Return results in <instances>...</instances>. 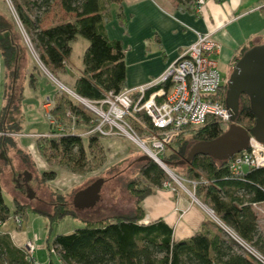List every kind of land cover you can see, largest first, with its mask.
Returning a JSON list of instances; mask_svg holds the SVG:
<instances>
[{"label": "trees", "instance_id": "16d2710c", "mask_svg": "<svg viewBox=\"0 0 264 264\" xmlns=\"http://www.w3.org/2000/svg\"><path fill=\"white\" fill-rule=\"evenodd\" d=\"M9 1L14 14L9 11L5 1L2 2L4 5L0 4V49L10 78L5 87L6 103L0 110V131L13 133L18 129L17 122L8 121V111L16 106L21 95L20 91L15 93V80L12 77L15 61L23 52H27L28 47L20 27L35 48L39 62L56 80H60L59 76L68 69L71 42L78 35L88 40L81 57L80 73L73 85L67 87L76 94L100 99L104 91L119 92L125 88L123 46L118 39H109L105 33L109 6L117 4L120 9L122 0H58L62 10L72 16L48 25L39 24L40 15L54 0ZM175 1L178 7L189 10L196 2ZM116 17L123 22L120 11ZM246 48H240L236 59ZM33 66L38 74L42 71L36 61ZM30 85L35 88L32 76ZM222 87L220 94L224 102L225 87ZM47 115L53 119L52 123ZM143 117L150 123L146 115ZM46 118L48 131L36 137V147L48 164L75 174H84L98 164L96 160H101L103 156L100 153L103 148L101 136L97 131L89 132L97 120L61 87L53 94ZM235 121L246 128L255 122L249 98L245 94L239 97ZM228 124H223L212 115L208 116L206 123L190 132L188 137L186 133L176 137L161 159L168 162V167L174 173L176 166H184L186 171L182 177L195 181L193 192L197 200L264 254V234L251 207L252 202H264V166H248L241 173L233 174L228 160H216L208 155L198 154L188 164L177 162L186 155L193 142L218 136ZM136 127L140 130V127ZM7 143L15 144L9 137L0 139V147ZM20 153L24 160L30 161L27 154L21 150ZM139 173L141 181L127 187L135 200L130 212L99 219L85 218L83 227L66 234H56L50 243L46 240L50 256L46 263L29 257L24 246L13 244L8 234H0V264H257L250 255L238 251L234 242L211 218L203 221L198 230L184 239H174L172 228L161 218L145 221L142 199L153 189L162 188L163 181L169 180V177L152 160L144 161ZM54 177L53 169L39 174V179L46 184ZM54 208L51 212H45L28 207L14 197L12 215L24 220L29 209L49 215L50 220L68 213L74 214L66 207ZM10 213L0 184V223L7 220ZM210 222L214 224L215 231L209 228Z\"/></svg>", "mask_w": 264, "mask_h": 264}, {"label": "crops", "instance_id": "0c3cea01", "mask_svg": "<svg viewBox=\"0 0 264 264\" xmlns=\"http://www.w3.org/2000/svg\"><path fill=\"white\" fill-rule=\"evenodd\" d=\"M120 7L119 9L117 4L109 6L105 33L109 39H118L123 46L125 88L146 83L160 75L178 57L184 47L195 41L198 32H210L220 44L216 62L217 67L222 64L223 74L226 76L229 75L240 48L264 43V0H203L200 4L196 0L191 10L178 7L175 0H122ZM119 11L123 18L122 24L124 25L122 27L118 25L120 22L116 18ZM111 17L115 19L110 23L113 25V29L109 30L107 23L111 21ZM16 64H18V60L15 61V66ZM67 64L69 67V62ZM80 65L77 67L76 76L80 73ZM37 72L34 66L28 72L29 89L33 91H37L39 87L40 77ZM31 76L34 79L35 88L30 85ZM9 81V69L5 65L0 49V110L6 103L4 94ZM52 90L49 95H45V100L52 101L56 91ZM41 108L44 111L47 110L43 107V102ZM46 131L23 134L16 129L13 131L15 135L11 139L17 149L29 156V162L35 167L38 174L50 169L55 171V177L51 180L52 184H57L54 180L59 177L68 181L69 184L79 181L80 175L49 166L38 153L35 147L36 137L39 134H45ZM0 133L7 135H0V139L10 138L8 135L12 134L9 131H0ZM100 141L108 154L109 164H114L116 161L112 160L115 158L127 155L124 145L123 149H121L122 147L117 149V146L122 143L132 145L128 138L119 136H103L100 137ZM3 145L0 147V156H2L0 157L1 192L3 180H7L4 183L7 186L8 182H22L23 177V169H19L20 172L12 170L13 165L5 156L7 150ZM24 171L25 178L32 177V171ZM29 173L31 176L26 177ZM105 181L106 179H104ZM47 184L50 183L47 182ZM27 189L29 190V188ZM29 196L33 197V194L30 193ZM141 203L145 211L144 220L163 219L172 228L174 239L188 238L199 229L203 221L210 218L207 206L199 200H193L185 190L179 187H176L175 191L165 187L155 188L142 199ZM94 213L97 212L94 211ZM85 218L90 217L86 216ZM4 233L9 235L16 246H24L26 241L32 240L28 231H23L21 225L16 226L14 223L12 226L0 223V234ZM32 255L35 258L34 252ZM35 260L37 259L35 258Z\"/></svg>", "mask_w": 264, "mask_h": 264}, {"label": "built area", "instance_id": "2783aa9c", "mask_svg": "<svg viewBox=\"0 0 264 264\" xmlns=\"http://www.w3.org/2000/svg\"><path fill=\"white\" fill-rule=\"evenodd\" d=\"M202 2L198 0V4ZM219 52L220 44L210 32H198L193 43L184 47L160 75L146 83L119 92L104 91L100 99L78 95L61 83L59 86L96 118L97 123L89 132L128 138L167 174L169 180L163 181L162 187L171 191L179 187L197 200L193 192L195 181L175 174L160 156L176 137L200 128L210 115L223 124L230 122V113L220 94L222 86L226 87L228 76H221L214 58ZM49 105L50 101L46 99L43 107L48 110ZM144 115L150 123L145 121ZM47 118L50 123L53 122L49 115ZM228 166L233 174L241 173L248 166H264V143L251 136L247 147L228 159ZM184 182H189L191 189L186 188ZM262 204L264 202L251 203L257 221L264 220ZM207 209L210 218L234 242L238 251L250 255L257 264H264L262 252L220 221L209 207ZM16 222L21 225L17 217ZM24 248L28 256L33 257V241H26Z\"/></svg>", "mask_w": 264, "mask_h": 264}, {"label": "rangeland", "instance_id": "374dc122", "mask_svg": "<svg viewBox=\"0 0 264 264\" xmlns=\"http://www.w3.org/2000/svg\"><path fill=\"white\" fill-rule=\"evenodd\" d=\"M4 1L9 11L13 13L9 0H0V4L4 5L2 4V2L4 3ZM71 16V13H66L62 10L58 0H54L51 6L40 15L39 24L48 25ZM113 19L115 18L111 17V21L107 23L109 30L113 29V25L110 24ZM117 20L120 22L119 19ZM118 25L122 27L124 24L120 22ZM118 25L117 27L120 28ZM20 31L22 32L21 35L28 47L27 52H23L20 56V59H18V64H16L15 70L13 63L11 62L12 71L14 70L12 77L15 80V93L17 92L18 94V92L20 91L21 95L16 103V106L8 111V121L17 122V130H19L20 133L31 134V132L35 131L40 132L48 130L46 111L41 108V103L44 102L45 95L50 94L52 88V91H55L58 87H61L59 86L60 83H63L66 87L71 86V82L76 76V72L78 69L77 67L80 65L82 53L87 46L88 40L85 37L78 35L77 38L71 42L72 49L68 60V70L65 74L59 76L60 80H56L55 78L51 77V74H49L46 71V68L38 61L35 48L30 43L29 38L22 31L21 27ZM217 57L218 56L214 58L216 59ZM29 60L31 62H28ZM35 61L38 64L40 70H42L39 72L40 79L37 91L29 89L28 85V72L29 69H32V64ZM217 68L221 76H225V74H223L224 68L222 67V64H219ZM224 90H226V87ZM17 94H15L16 97H19V95ZM194 130L188 131L186 133L187 137L190 132L192 133ZM0 135L7 136L4 133H0ZM14 135L15 134L12 133L8 136L12 138L14 137ZM100 136L103 137V135ZM109 136H119L121 138L124 137L117 134L108 135V137ZM131 143L132 145H126L127 143H122V145L116 147L117 149H120L121 147V149H123L124 145V148L127 151V155L123 157H117L112 160L116 161L114 164H109V160L107 158L108 154L106 153V150L102 145L103 148L100 152L101 155H103L101 156L102 159L96 160L95 163L98 164L94 165L92 169L85 172L84 174H76L80 175L81 179L73 184L67 183L68 181L63 180L60 177L54 180V182L56 181L57 184H52L51 180L49 181L50 184L43 183L39 179V174L35 171V167L28 160L23 159L20 150L17 149L14 144L11 145L10 143H7L6 145H4L7 150L5 156L8 157V161H10L11 165H13V171L23 169V177L22 182H8L7 186L4 184L7 180H3L4 182H2V195L5 198V202L11 212L9 218L5 220L3 224H6V226H12V223H14L16 226L18 225L16 222V217L12 215V198L14 197L18 198L19 201H21L28 207L37 208L45 212L53 211L54 209H56L54 208V206H56L57 208L66 207L67 209L73 210L74 214L68 213L54 220H50L49 215L47 214H42L31 209L27 211L26 219L21 220V218L17 217L21 221L22 230L28 231L31 235L30 237H32V241L35 247V258L42 263H46L48 260L46 240H48V242L50 243L53 236H55L56 234H66L72 232L76 228L83 227L85 225L86 219L84 218L86 216L99 219L103 216L112 215L118 212H130V210L133 208L134 196H132L131 191L127 187H131L132 185H134V182L141 181L142 178L140 176L139 170L144 162L143 160H139V156L143 154L142 151L139 150V148L133 142ZM167 151L168 149L165 150V152ZM101 157L99 156V159ZM160 158H162V155L160 156ZM48 165L56 169H63L57 166H52L51 164ZM24 170L32 171V177H30L31 174L29 173L28 175H26V177L30 178H25ZM174 171L181 176H185L186 170L184 166H176L174 168ZM197 171L200 173V175L204 176V173L201 170L197 169ZM98 177H103L104 179H106L99 191L98 200H96L91 206L76 208L72 203V194L80 187L87 185V183H89L91 180ZM172 182L177 185L175 180L172 179ZM184 184L186 188L191 189V184L189 182H184ZM27 188H29V190L31 189L30 193L33 194V197L29 196L30 193ZM58 193H62L63 195ZM262 205L264 207V204ZM94 211L97 213H94ZM258 224L260 226V230L264 234V220L262 218L258 219ZM209 228L212 231L216 230L214 224H212L211 222ZM53 256L54 254L51 257Z\"/></svg>", "mask_w": 264, "mask_h": 264}, {"label": "water", "instance_id": "95a60500", "mask_svg": "<svg viewBox=\"0 0 264 264\" xmlns=\"http://www.w3.org/2000/svg\"><path fill=\"white\" fill-rule=\"evenodd\" d=\"M245 94L249 98L255 122L246 128L236 123L239 97ZM224 103L230 113V123L216 137L198 140L191 144L186 155L179 159V164H188L198 154L208 155L216 160H228L233 154L247 147L249 138L264 143V43H256L246 48L234 61L226 82ZM139 160L149 161L146 154ZM167 165V161L163 160ZM104 182L95 178L82 188L77 189L72 197L76 208L91 206L99 198V191Z\"/></svg>", "mask_w": 264, "mask_h": 264}, {"label": "clouds", "instance_id": "9594fccd", "mask_svg": "<svg viewBox=\"0 0 264 264\" xmlns=\"http://www.w3.org/2000/svg\"><path fill=\"white\" fill-rule=\"evenodd\" d=\"M230 123V122H229ZM197 199V198H196Z\"/></svg>", "mask_w": 264, "mask_h": 264}]
</instances>
